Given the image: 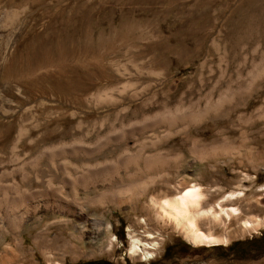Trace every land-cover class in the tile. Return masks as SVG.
I'll return each mask as SVG.
<instances>
[{
    "label": "rangeland",
    "instance_id": "374dc122",
    "mask_svg": "<svg viewBox=\"0 0 264 264\" xmlns=\"http://www.w3.org/2000/svg\"><path fill=\"white\" fill-rule=\"evenodd\" d=\"M11 14L21 30L0 70V221L23 191L43 203L50 185L68 199L64 183L84 186L74 214L40 207L18 236L0 225V264H264V244L227 251L264 234V0H0V49ZM164 178L197 187L205 210L221 201L229 216L197 225L227 240L193 246L149 210L159 245L149 261L130 255L137 197L105 194L142 186L149 204ZM90 219L107 230L94 236Z\"/></svg>",
    "mask_w": 264,
    "mask_h": 264
},
{
    "label": "bare ground",
    "instance_id": "6f19581e",
    "mask_svg": "<svg viewBox=\"0 0 264 264\" xmlns=\"http://www.w3.org/2000/svg\"><path fill=\"white\" fill-rule=\"evenodd\" d=\"M8 25L12 28V33L5 39L3 45L0 49V70L3 64L5 63L7 56L9 53L10 47L13 45L15 37L20 32V24L17 23L16 15H9L7 18ZM9 103V104H8ZM6 107L9 108L10 102H8ZM0 112L5 113V105H0ZM18 139H15L14 147ZM139 170L137 168L132 171L124 170L121 177L115 183H109V187L115 185H121L124 182H127L135 177H138ZM101 176V175H100ZM99 176V177H100ZM100 182L104 183L107 180L103 177ZM69 182V183H68ZM67 183H64L70 189L69 199L63 197L59 192L52 190L51 185L48 187L47 196L49 201H44L43 203H39L35 199L38 197L34 196V193L31 191H23L22 197H17L14 200H6L4 204V221H0V225H5L9 230L13 231L15 235L18 236V232L22 228V222L29 217H33L35 212L40 208L47 207L53 208L57 211H64L70 214H74V210H76V204L78 201L77 198V190L76 187H83L84 185L79 184L78 182H74L68 180ZM87 184H91L93 186L94 180H86ZM86 184V185H87ZM177 184V183H176ZM180 184V183H179ZM179 184H177L179 186ZM174 186V185H173ZM176 188V186H175ZM54 189V188H53ZM12 190H17L15 185H12ZM111 192L106 193L105 196L109 199V201L117 206L128 202L132 197H137L136 204L134 203L133 208H139L138 210L134 209L132 212L141 213L144 215L139 221L134 222L135 226L138 228H142V234H136L133 229H128V239H129V254L132 256L140 255L144 261H149L152 259L153 251L158 247L159 242L155 240V236L149 232L148 227L152 221L149 216V210L152 211L156 220H160L162 222L170 221L173 223V226L179 230L183 236L191 243L193 246H212L216 245L222 241L227 240L228 236H214L210 233L202 232L197 225V221L202 217H211L216 220L220 215L229 216L227 209H223L221 205V201L217 202L215 206H210L207 210L203 209L201 206L204 201V195L201 194V191L194 185H191L182 191H178L177 188L173 189L171 187L170 180L164 178V180H160L159 185L153 186L149 193H153V191H157L155 194H151L148 196V203L142 202L143 196L146 190L143 189L142 186L130 188V193L126 195V192L115 191L110 189ZM171 190L174 194H170ZM104 195V194H103ZM228 197V196H227ZM95 202V200H94ZM89 204V203H88ZM92 204V203H91ZM140 206V207H139ZM22 207L23 212L19 211L18 208ZM218 209V211L215 208ZM74 209V210H73ZM12 212H14L12 214ZM232 214H236V209H230ZM83 211L81 209L77 210V215H82ZM29 216V217H28ZM221 217V216H220ZM206 218V217H205ZM72 222V221H71ZM70 222V224H71ZM90 224L94 226V236H99L101 232H105L107 227L104 226L101 221L90 219ZM199 222V221H198ZM264 222V221H263ZM168 223V222H167ZM262 223V219H258L255 223H251L249 221H244L242 223V228L248 229L251 227L259 226ZM73 226V224H72ZM77 239L81 237L82 230L77 232ZM41 242L43 246L50 247L53 245V241L48 240L47 238H42ZM111 242V240H110ZM23 239H21L20 244L17 242V249H23L22 245ZM33 244L36 246L37 242L34 240ZM64 245V244H63ZM62 245V246H63ZM47 253V252H46Z\"/></svg>",
    "mask_w": 264,
    "mask_h": 264
},
{
    "label": "trees",
    "instance_id": "16d2710c",
    "mask_svg": "<svg viewBox=\"0 0 264 264\" xmlns=\"http://www.w3.org/2000/svg\"><path fill=\"white\" fill-rule=\"evenodd\" d=\"M260 243V244H264V234H262L259 238L251 240V241H244L242 243L237 242V243H233L231 244L227 249L228 253H232V254H236L239 258H246L251 256L252 254H254L253 252H255V248L254 245ZM261 245H257V248H260ZM264 246V245H262ZM261 246V248H262ZM258 250V249H257ZM82 264H107L105 262H98V261H94V262H85Z\"/></svg>",
    "mask_w": 264,
    "mask_h": 264
},
{
    "label": "water",
    "instance_id": "95a60500",
    "mask_svg": "<svg viewBox=\"0 0 264 264\" xmlns=\"http://www.w3.org/2000/svg\"><path fill=\"white\" fill-rule=\"evenodd\" d=\"M187 264H192V263H187ZM194 264H198V263H194Z\"/></svg>",
    "mask_w": 264,
    "mask_h": 264
}]
</instances>
